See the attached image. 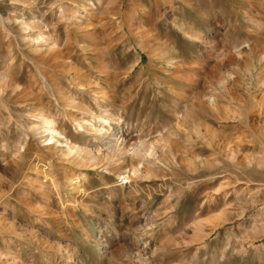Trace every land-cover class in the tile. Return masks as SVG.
<instances>
[{"label": "rangeland", "instance_id": "obj_1", "mask_svg": "<svg viewBox=\"0 0 264 264\" xmlns=\"http://www.w3.org/2000/svg\"><path fill=\"white\" fill-rule=\"evenodd\" d=\"M0 264H264V0H0Z\"/></svg>", "mask_w": 264, "mask_h": 264}, {"label": "bare ground", "instance_id": "obj_2", "mask_svg": "<svg viewBox=\"0 0 264 264\" xmlns=\"http://www.w3.org/2000/svg\"><path fill=\"white\" fill-rule=\"evenodd\" d=\"M55 132V131H54ZM111 136V137H110ZM109 137H108V140L105 142V146L107 147L106 149L108 150V151H110V152H114V150L116 149V147L118 146H116L115 144H114V142H115V137H116V134L114 133V134H112V135H110ZM116 151V150H115Z\"/></svg>", "mask_w": 264, "mask_h": 264}]
</instances>
